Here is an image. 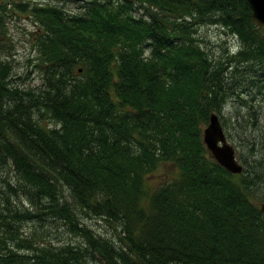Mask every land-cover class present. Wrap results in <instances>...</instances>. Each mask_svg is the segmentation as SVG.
Here are the masks:
<instances>
[{
  "label": "trees",
  "instance_id": "trees-1",
  "mask_svg": "<svg viewBox=\"0 0 264 264\" xmlns=\"http://www.w3.org/2000/svg\"><path fill=\"white\" fill-rule=\"evenodd\" d=\"M13 3L38 25L43 81L12 85L11 64L0 60V162L84 242L21 236L20 222L41 212L13 210L5 196L0 264H264V203L249 192L256 180L219 164L203 140L226 100L228 67L256 63L264 77V29L248 0ZM7 6L0 0L3 25ZM202 24L235 34L237 50L211 58L194 35ZM167 163L175 174L150 187ZM78 209L115 222L120 243L80 222Z\"/></svg>",
  "mask_w": 264,
  "mask_h": 264
},
{
  "label": "rangeland",
  "instance_id": "rangeland-1",
  "mask_svg": "<svg viewBox=\"0 0 264 264\" xmlns=\"http://www.w3.org/2000/svg\"><path fill=\"white\" fill-rule=\"evenodd\" d=\"M64 5L73 11L79 9L76 2ZM2 15L5 24H0V60L11 64L12 85L37 89L43 81V69L37 65L39 56L35 46L38 25L32 20L30 13L22 10L13 0H8L7 9L2 11ZM194 35L215 60L226 59L230 48L237 50L239 47L237 36L219 24L199 25ZM224 79L228 91L226 100L221 110L214 111L221 119L228 140L235 145L237 156L244 168H247L242 173L256 180L249 192L251 199L261 205L264 203V77L259 75L258 64L245 62L239 64L238 68L229 66ZM43 122L50 124L49 118L43 119ZM175 172V165L160 164L149 176L148 184L154 188ZM8 181L13 187L9 186ZM23 184L11 164L0 162V210L8 211L5 207V196H8V206L13 210L29 208L41 212L42 205L32 202L24 192ZM61 187L65 197L71 199L66 187ZM77 211L80 222L90 226L98 234L113 237L120 243V229L115 222L93 214L85 215L81 209ZM19 228L21 236L32 238L35 243L51 242L59 246L69 242H84V237L72 232L64 218L50 212H41L33 219L22 220ZM9 243L15 244V241L9 240ZM95 262L100 261L98 259Z\"/></svg>",
  "mask_w": 264,
  "mask_h": 264
},
{
  "label": "water",
  "instance_id": "water-1",
  "mask_svg": "<svg viewBox=\"0 0 264 264\" xmlns=\"http://www.w3.org/2000/svg\"><path fill=\"white\" fill-rule=\"evenodd\" d=\"M252 10L253 23L264 29V0H248ZM203 140L210 155L232 173H240L244 164L236 154L235 145L227 138L218 113L212 110L209 121L203 128ZM264 208V205H263Z\"/></svg>",
  "mask_w": 264,
  "mask_h": 264
}]
</instances>
